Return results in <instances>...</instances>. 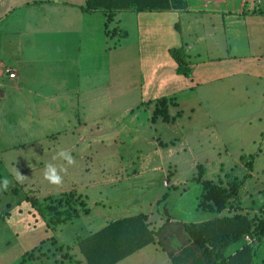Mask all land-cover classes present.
Masks as SVG:
<instances>
[{"label": "crops", "instance_id": "crops-1", "mask_svg": "<svg viewBox=\"0 0 264 264\" xmlns=\"http://www.w3.org/2000/svg\"><path fill=\"white\" fill-rule=\"evenodd\" d=\"M86 1L67 0L68 9L53 11L59 18L43 17L40 30L62 38L57 53L48 47L43 51L47 60L43 58L37 71L25 73L21 61L6 68L0 81L2 98L5 89H11L29 111L54 110L36 119L63 128L52 138L43 135L39 146L22 158L33 171L26 174L32 177L29 190L41 196L27 197L43 201L72 191L83 195L90 212L57 227V232L66 230L64 236L79 238L76 245L111 222L147 214L156 242L135 254L154 246L150 264H172L157 238L161 224L166 225L158 202L166 187L186 185L189 174L193 181L199 166L205 180L243 181L240 199L231 201L222 215L232 216L233 211L264 220V0H238L231 10L119 11L110 22L103 11H83ZM18 2L0 0V9L8 16ZM123 13L131 15L122 20ZM117 18L120 24L124 21L123 29L110 33V23ZM113 36L119 42L114 48L108 42ZM182 47L190 77L177 72L170 53ZM8 69H14L17 78L11 79ZM28 80L36 89L26 88ZM251 87L257 88V96ZM251 96L259 98L256 107ZM161 98L169 101L171 122L152 120ZM253 110L234 120L226 115ZM227 143L253 144L239 148L248 155V163L245 155L235 161L242 175L235 173L234 163L223 161L231 157ZM100 146L106 147L100 152ZM61 150L75 163L60 156ZM100 158L120 161L115 169H98L93 161ZM48 164L61 175L60 185L45 179ZM202 215L194 222L210 219ZM157 244L164 256H158Z\"/></svg>", "mask_w": 264, "mask_h": 264}, {"label": "rangeland", "instance_id": "rangeland-1", "mask_svg": "<svg viewBox=\"0 0 264 264\" xmlns=\"http://www.w3.org/2000/svg\"><path fill=\"white\" fill-rule=\"evenodd\" d=\"M26 1L29 3H25ZM65 1L67 0H25V2L19 0L16 4L19 7L15 8L8 16H6L7 11L4 7L0 9V81H3L6 77V68L14 67L21 61L24 62L22 67L25 73L37 71L43 58L46 59L43 51L48 50V47L57 53L56 50L62 42L61 36L57 33L49 34L50 32L40 30V26L43 17L47 15H50V18L53 19L59 18L61 14L57 16L53 11L57 10L58 7L68 9ZM129 15L131 14L123 13L121 15L122 20ZM118 20L119 18L110 23V33L115 28L120 27L123 29L124 21L120 24ZM120 39L123 42V37H120ZM108 42L112 48L119 45L118 38L114 36L108 39ZM33 82V80H28L26 88L36 89ZM228 86L227 84L226 87ZM250 89V92L257 96L255 94L257 88L251 87ZM5 90L7 92L6 97L2 98L0 96V264H20L27 252H31L40 246L41 249L35 251L37 259L34 261L27 260L26 264H81L79 259L83 257L76 245L79 238L70 239L64 236L67 234L66 230L62 229L57 232L58 226L49 229L47 226L48 213L38 212L27 200V196L37 198H41V196L39 192L29 190L31 189L32 177L26 174H31L33 171L26 166L27 161H23L22 158H24L26 152H32L39 146L38 140H41L43 135L52 138L63 128L60 125L50 127L46 124L47 126H45L36 119L38 114L45 113V116H47L52 114L54 110H46L45 112L29 111L22 104L21 96L17 92L11 91V89ZM251 97L250 103L253 102L255 107L259 105V98ZM254 113V110L230 111L226 115L230 120H234L241 118L242 115ZM225 145L229 149L231 157L224 158L223 161L234 163L235 173L242 175L243 170L235 161H238L242 155L246 156L247 161L248 155L244 152L243 154L240 153L239 148H249L253 144L227 143ZM105 147L100 146L99 151H103ZM115 155L118 156V154ZM224 155L227 154L223 153ZM107 161L100 158L99 160L94 159L93 163L98 169L105 167L115 169L120 160L118 158L109 159L110 164L106 163ZM17 173H19V176H17ZM34 174H37V171ZM21 176L24 177L23 181H20ZM191 177L192 175L189 174L186 179L188 178L190 181H187L186 185H182L178 190L166 187L164 192L168 196L156 207L158 213L161 212L160 216L165 219L163 223L166 224L165 226L161 224L163 228L157 234V238L161 241L162 248L175 255L189 245L188 236L182 227V222H194L203 217L202 212L197 209L201 188L197 182L191 180ZM5 179L9 181L7 188L3 185ZM37 186L36 184V188ZM163 188L162 185L160 189ZM81 196L83 198V195ZM79 202V199L76 200V206L79 205ZM259 204L257 200L254 207L258 208ZM78 208L80 207L78 206ZM80 211L84 215L82 208H80ZM169 214L176 216L172 218L174 220L171 223H168V219H171ZM230 214H234V212L231 211ZM42 241H45V243L42 244ZM160 245L157 244L159 248H157L158 256H164L165 253L159 247ZM241 245V243L233 245L228 252L233 253ZM154 248V246H151L119 264H150L151 254H155H153ZM259 255V264H264V246L261 247ZM155 264H159V262L155 261Z\"/></svg>", "mask_w": 264, "mask_h": 264}, {"label": "trees", "instance_id": "trees-1", "mask_svg": "<svg viewBox=\"0 0 264 264\" xmlns=\"http://www.w3.org/2000/svg\"><path fill=\"white\" fill-rule=\"evenodd\" d=\"M237 1L87 0L86 5L82 6L81 9L86 12L103 11L107 14L110 22L114 14L119 11L231 10ZM177 29L179 30L178 25ZM170 53L178 65L177 72L190 77L191 68L184 47L173 48ZM158 118H162L165 122L174 120L169 114V101L166 98L157 101L152 120L155 121ZM203 177V167L199 166L197 176L193 178V181L197 182L201 188L197 209L208 214L210 219L203 222L182 223V227L188 236L189 245L185 246L177 255L169 253L172 264H259V252L264 246V220H256V218H250L247 214L241 213H235L232 216L222 215L231 201L240 199L239 191L243 181L234 178L224 183L205 180ZM172 188L179 189L178 186H172ZM167 196L166 193L158 203L161 204ZM78 199L80 202L76 206ZM27 200L38 212L48 213L47 226L49 229H54L78 218L81 215L80 208L84 214L90 212L84 198L73 191L57 198H46L43 201L33 197H27ZM148 220V215L144 213L122 218L81 239L77 243V248L83 257V261L80 260V263L119 264L155 243L156 233L150 228ZM246 236L251 237L252 242H247ZM44 243L45 241H42V244ZM159 243L161 244L160 241ZM239 243L242 244L240 248L233 253L228 252L233 245ZM40 249L41 246L27 252L20 264H26L27 260H36L35 251Z\"/></svg>", "mask_w": 264, "mask_h": 264}, {"label": "clouds", "instance_id": "clouds-1", "mask_svg": "<svg viewBox=\"0 0 264 264\" xmlns=\"http://www.w3.org/2000/svg\"><path fill=\"white\" fill-rule=\"evenodd\" d=\"M58 154L60 156H63L64 159H66L69 164L75 163L72 156L70 154H68L65 150H61ZM61 171L66 172L67 169L62 168ZM17 176H19V173H17ZM44 176H45L46 180H48L50 183H52L54 185H60L62 183L61 175L57 174V169L55 167H53L51 164L46 165ZM23 179H24V177L21 176L20 181H23ZM8 184H9V181L7 179H5L3 181L4 187L7 188Z\"/></svg>", "mask_w": 264, "mask_h": 264}, {"label": "built area", "instance_id": "built-area-1", "mask_svg": "<svg viewBox=\"0 0 264 264\" xmlns=\"http://www.w3.org/2000/svg\"><path fill=\"white\" fill-rule=\"evenodd\" d=\"M258 1L261 2V0H258ZM7 73L9 74V77H10L11 79H15V78H17V72H16L14 69H8V70H7ZM166 185H167V183H166ZM246 241H247V242H252L251 237L246 236Z\"/></svg>", "mask_w": 264, "mask_h": 264}, {"label": "water", "instance_id": "water-1", "mask_svg": "<svg viewBox=\"0 0 264 264\" xmlns=\"http://www.w3.org/2000/svg\"><path fill=\"white\" fill-rule=\"evenodd\" d=\"M3 95H4V93H3L2 89L0 88V96H3ZM169 216H170L171 219L176 217L173 214H169Z\"/></svg>", "mask_w": 264, "mask_h": 264}]
</instances>
